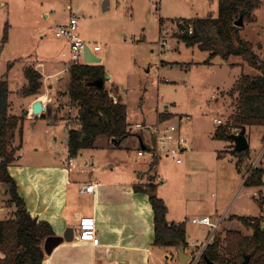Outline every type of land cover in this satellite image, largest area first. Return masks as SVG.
<instances>
[{"label": "rangeland", "instance_id": "obj_1", "mask_svg": "<svg viewBox=\"0 0 264 264\" xmlns=\"http://www.w3.org/2000/svg\"><path fill=\"white\" fill-rule=\"evenodd\" d=\"M218 5L219 0H0V78H6L9 83V113L24 115L26 97L21 94V88L26 83L23 74L26 66L36 68V63L45 62V75L49 69L55 73L41 88L50 92L48 99L45 97L50 111L32 118L24 115L21 146L13 164L44 163L52 159L67 162L66 125L77 128L78 124L68 96H60L62 90L67 91L70 73L65 70L67 44L55 36V30L75 13L81 37L91 47L94 43L101 46L96 56L110 79L107 89L112 90L113 97L118 95L113 87L123 92L129 127L136 122L149 127L161 120L180 125L189 145V152L183 156L187 161L186 155L190 157L189 171L185 173L165 156L154 157L156 162L151 166L153 155L137 157L136 151H141L137 135L143 137L148 147L152 145V137L147 129L134 128L122 140L124 149L130 151L131 159L127 163L112 158L110 146L113 145L105 136H99L93 148L81 150L75 160L91 162L94 158L99 170L107 175L112 167L124 175L126 169L134 166L133 175H140L142 180L152 176L158 163V173L168 183L165 186L173 190L184 187L188 194L183 193L185 199H180L187 213L183 219L190 242L186 252L191 245L206 241L212 230L210 226L192 223L191 214L229 213L214 234H224L225 228L231 227L247 235L250 230L245 219L252 218L261 219L264 232V203H259L264 198V128L246 129L248 153L242 156L233 152L231 139L213 138L217 125L225 123L232 113L230 91L234 82L241 73L258 72L237 56L228 60L216 56L205 63L208 53L180 41L175 36L177 27L171 22L179 18L215 17ZM254 15L255 21L250 23L242 18L240 36L252 42L264 59V0H260ZM51 83L52 89L48 85ZM214 119H220L221 123ZM19 143L16 134L13 144ZM127 146L135 149L129 150ZM216 152L220 153L218 158ZM255 167L262 169V184L245 185L244 178ZM186 188L191 190L187 192ZM166 196L168 200L172 198L169 192ZM8 200L7 186L0 183V220L14 214L15 207ZM176 253L174 247L169 249L168 264H178ZM164 261L165 256L155 263Z\"/></svg>", "mask_w": 264, "mask_h": 264}, {"label": "trees", "instance_id": "obj_2", "mask_svg": "<svg viewBox=\"0 0 264 264\" xmlns=\"http://www.w3.org/2000/svg\"><path fill=\"white\" fill-rule=\"evenodd\" d=\"M259 5L260 0H219L215 17L171 19L177 27L175 36L180 41L186 46L196 45L208 53L205 63L216 56L224 60L237 56L258 72L256 75L241 73L234 82L230 91L233 97L232 113L225 123L217 125L214 139L228 140L233 129L240 130L242 127L264 128V59L252 42L241 38L242 26L234 24L240 16L248 23L254 22V11ZM68 71L70 78L66 95L69 106L76 110L75 121L78 124L77 128L68 129L67 149L70 157L83 149L93 148L99 136H105L112 140V144L118 145L132 134L126 104L119 94L116 97L110 95L112 90L105 86L108 77L103 64H71ZM23 74L26 83L21 88V94L34 98L41 96L42 74L30 65L24 68ZM97 80H102L103 85H94L93 82ZM112 89L118 92L117 87ZM9 94L8 80L0 78V183L7 186L8 204L15 207L12 217L0 220V264H42L46 255L43 242L47 237L54 236V232L47 221L31 216L8 171V167L17 160L16 151L21 146L24 118V115L9 113ZM16 134L20 137L18 146L13 144ZM233 152L242 156L248 153V148L243 151L234 148ZM244 184L261 185L262 169L253 168L245 177ZM157 185L153 181L134 185L135 191L148 195L153 210V245L163 248L186 247L185 222H169L166 219L167 207L157 194ZM260 201L263 204L264 198ZM245 220L252 229L250 235L234 229H227L224 234L215 233L196 264H208L207 261L213 264H240L245 256L248 257L247 264H264L261 219Z\"/></svg>", "mask_w": 264, "mask_h": 264}, {"label": "crops", "instance_id": "obj_3", "mask_svg": "<svg viewBox=\"0 0 264 264\" xmlns=\"http://www.w3.org/2000/svg\"><path fill=\"white\" fill-rule=\"evenodd\" d=\"M159 24L160 28H162L163 24L161 22ZM90 47L89 49H91ZM94 55L96 56V54ZM36 64V69L42 74V83L44 84V81L53 77L55 73L49 69L45 75L47 71L46 63L38 62ZM65 70L68 71V68L66 67ZM109 80L108 77L105 81V86ZM48 85L49 87L51 85L50 88L52 89L54 84ZM49 93L48 90L46 92L42 91L41 96L38 98L25 96L26 101L24 103L23 114L26 118H32L33 115L39 116L38 114H34L31 108L32 103L37 99H40L47 108L50 107L45 100V97L48 99ZM118 94L122 96L123 92L118 89ZM60 96L63 98L67 96L66 92L62 90ZM44 115L45 113L41 116ZM157 122L152 125H156ZM137 123L141 124L140 122H136L135 124ZM177 127L179 128L180 125ZM66 128L67 130L69 129L68 124ZM180 131H182L181 128H179ZM50 133H52V130H50ZM182 135L186 137L183 132ZM137 137H141L143 140L142 136L137 135ZM110 141L112 140L108 139V142ZM112 145L110 146L111 153H113L112 158L120 161L122 164L127 163L131 159L130 151L124 149L122 141L118 145ZM143 145L144 148L139 146L141 151H136L137 157L149 155L148 153L142 154V150L148 147L144 143ZM126 148L129 150L135 149V147L131 146H127ZM186 152H189V145ZM79 153L75 157H70L67 149V162L60 159H52L44 163L28 162L23 165L12 164L8 167L10 175L16 182L18 194L24 200L31 216L36 217L38 220L47 221L52 227L54 236L65 235L69 238L72 237L64 239L50 253H46L42 264H156V259H160L163 256L166 257V261L163 264H168L170 257L169 249L173 247L163 248L153 245V210L148 200V195L145 192L135 191L134 185L147 181L158 183L157 194L167 204L166 219L169 222H182L186 218L185 206L180 201V199H185L184 197L188 196L183 191L184 187H177L175 190L170 186L166 187L165 185L167 184L168 186V183L158 173L160 170L158 163H156V170H154L152 176L142 180L140 175H133L136 172L134 166L129 170L126 169L124 175L112 167L107 175L105 174L106 172L104 173L102 170H99V165L95 164L94 158L91 162L82 160L79 163L78 159L75 160L79 157ZM80 155L82 158L83 155ZM216 156L218 158L220 153L216 152ZM186 157H188L189 161L190 157L188 155ZM151 158H153V162L152 160L150 161L152 166L156 161H154L153 156ZM188 161L183 156L182 163L177 164L171 161V164L180 166L179 169L185 173L189 171ZM99 162L102 163V161ZM85 174L88 176L86 177ZM156 178H159V181ZM86 183L95 184L94 190L92 192L80 193L78 191L79 185ZM160 188L162 189L160 190ZM190 190L185 189L187 192ZM168 192L172 197L169 200L166 196ZM183 193L185 196H183ZM179 194L181 197L178 196ZM228 214H217L215 211L214 216H210V214L203 211L201 215L213 217L212 219L216 220V223L221 224L222 219ZM81 215H90L95 218L97 235L99 237L98 245L94 246L90 242L78 241L74 238L77 220ZM193 215L191 214L190 219ZM230 218L232 219V216ZM248 228L250 231L247 235H250L252 229ZM225 229L240 231L231 227ZM204 242L197 244L198 247L200 246L201 248ZM187 243L189 244L190 242L187 241ZM186 247H183L185 252L187 251ZM174 249L176 251V247Z\"/></svg>", "mask_w": 264, "mask_h": 264}, {"label": "built area", "instance_id": "obj_4", "mask_svg": "<svg viewBox=\"0 0 264 264\" xmlns=\"http://www.w3.org/2000/svg\"><path fill=\"white\" fill-rule=\"evenodd\" d=\"M55 36L61 38L67 44V62L68 68L71 64H91L84 61V49L86 46L90 47L88 43L81 37L78 28V17L75 13H71L67 22L60 24L56 27ZM93 54L100 51L101 46L94 44L90 47ZM65 56V53H62ZM112 95V94H110ZM217 123H221L220 119H214ZM135 129H147L152 137V145L142 150L143 153L153 155V157H163L170 159L177 164L182 163L183 154L186 152L188 145L187 139L180 132L177 125L173 123H166L163 120L158 121L154 126H147L145 124H135L130 126V131ZM238 129H233V133L238 134ZM95 184L86 183L79 185L78 191L80 193L92 192L95 188ZM191 222L195 224H203L210 226L212 232L208 239L199 248L197 244L191 245L188 250L190 258L188 264H196L201 260L202 252L204 248L210 243L214 235L215 228L218 227V223L212 222L211 218L206 215L193 216ZM76 231L74 238L78 241H87L96 246L99 243V237L96 230V221L93 216L81 215L76 224ZM166 264V263H165Z\"/></svg>", "mask_w": 264, "mask_h": 264}, {"label": "water", "instance_id": "obj_5", "mask_svg": "<svg viewBox=\"0 0 264 264\" xmlns=\"http://www.w3.org/2000/svg\"><path fill=\"white\" fill-rule=\"evenodd\" d=\"M106 3V2H105ZM237 26H242L243 25V21H242V16H240L234 23ZM84 61L85 62H89L91 64H97L99 63L100 59L95 56L92 51L89 49L88 46L85 47L84 49ZM94 85H98V86H102L103 85V81L102 80H97L93 82ZM32 112L34 114H38V115H42L44 113V110L46 111H50V108H47L40 99L35 100L32 105ZM229 138L232 139L233 143H234V148L237 151H243L246 150L248 148V140L246 137V128L242 127L238 134H231L229 135ZM139 142H140V146L144 148L143 145V141L142 138L139 137ZM72 238V237H70ZM69 237L63 235V236H50L47 237L44 242H43V249L46 253H50L52 251V249L61 241H63L64 239H70ZM176 254H177V259H178V264H185L189 258L190 255L185 252L183 246H177L176 247ZM248 262V257L245 256V258L242 260V262L240 264H247ZM208 264H213L212 262L207 261Z\"/></svg>", "mask_w": 264, "mask_h": 264}]
</instances>
